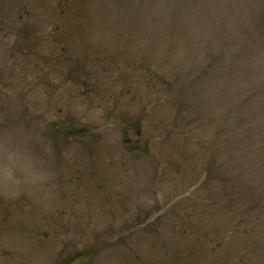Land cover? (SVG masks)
I'll list each match as a JSON object with an SVG mask.
<instances>
[{
    "label": "rangeland",
    "instance_id": "1",
    "mask_svg": "<svg viewBox=\"0 0 264 264\" xmlns=\"http://www.w3.org/2000/svg\"><path fill=\"white\" fill-rule=\"evenodd\" d=\"M177 7L0 0V264H264V175L221 156L234 88Z\"/></svg>",
    "mask_w": 264,
    "mask_h": 264
},
{
    "label": "trees",
    "instance_id": "2",
    "mask_svg": "<svg viewBox=\"0 0 264 264\" xmlns=\"http://www.w3.org/2000/svg\"><path fill=\"white\" fill-rule=\"evenodd\" d=\"M174 3L178 12L171 22L175 32L173 40L177 42L185 33L202 34L199 45L211 48L212 54L219 60L220 76L227 86L234 88L233 93L225 95L229 96L225 100L234 103L241 119L234 129L225 124L221 156L237 161L236 158H246L255 153L257 173H262L257 175L259 178L264 175V0H179V4L178 0H174ZM192 38L188 41L195 42ZM229 129L233 131V136ZM231 168V164L227 166L226 161H221L224 176L220 183L223 186L249 187L254 184L252 179L249 181L247 178L245 184H234L233 177L228 176L232 173ZM250 190L254 192L258 204L261 200L256 194H261L262 187L250 186ZM253 212H256L254 216L258 221L251 219L249 222L257 239L256 222L263 223L260 220L264 218V208L254 207ZM238 222L242 223L240 228L246 223L243 218ZM258 249L255 244L253 251Z\"/></svg>",
    "mask_w": 264,
    "mask_h": 264
}]
</instances>
